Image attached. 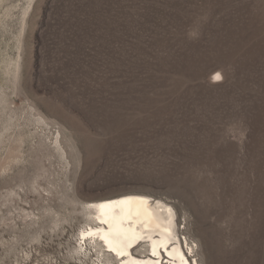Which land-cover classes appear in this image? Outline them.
<instances>
[{
  "label": "rangeland",
  "instance_id": "obj_1",
  "mask_svg": "<svg viewBox=\"0 0 264 264\" xmlns=\"http://www.w3.org/2000/svg\"><path fill=\"white\" fill-rule=\"evenodd\" d=\"M129 192L264 264V0H0V264H105L82 208Z\"/></svg>",
  "mask_w": 264,
  "mask_h": 264
},
{
  "label": "bare ground",
  "instance_id": "obj_2",
  "mask_svg": "<svg viewBox=\"0 0 264 264\" xmlns=\"http://www.w3.org/2000/svg\"><path fill=\"white\" fill-rule=\"evenodd\" d=\"M82 213L85 226L76 237L75 252L94 248L98 263L203 264L184 220L161 199L129 192L89 202ZM220 263L229 264L226 253Z\"/></svg>",
  "mask_w": 264,
  "mask_h": 264
}]
</instances>
